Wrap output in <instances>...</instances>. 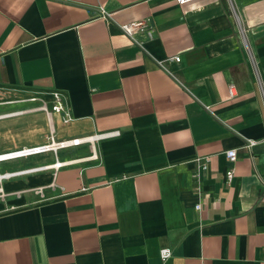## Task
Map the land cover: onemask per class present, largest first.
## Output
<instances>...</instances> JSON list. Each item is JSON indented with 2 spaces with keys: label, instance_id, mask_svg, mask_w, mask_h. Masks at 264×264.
I'll use <instances>...</instances> for the list:
<instances>
[{
  "label": "crops",
  "instance_id": "obj_1",
  "mask_svg": "<svg viewBox=\"0 0 264 264\" xmlns=\"http://www.w3.org/2000/svg\"><path fill=\"white\" fill-rule=\"evenodd\" d=\"M1 106L0 155L120 135L0 161V264H264V0H0Z\"/></svg>",
  "mask_w": 264,
  "mask_h": 264
},
{
  "label": "built area",
  "instance_id": "obj_2",
  "mask_svg": "<svg viewBox=\"0 0 264 264\" xmlns=\"http://www.w3.org/2000/svg\"><path fill=\"white\" fill-rule=\"evenodd\" d=\"M193 1H195V0H176V2L179 5H185V4L191 3ZM100 11H101V17L103 19L107 20L112 16V14L108 13L106 10H104V8H100ZM119 28L134 43L138 42L136 40V36L140 33H147L150 36H152V34H153L152 29H150L148 27V21H145V20L144 21H136V22H132V23H128V24H122V25H119ZM180 61H181L180 56H174V57H169L163 61H160L158 64H159L160 68H162L167 73H172L171 70L169 69V64L172 62L180 63ZM230 92H231V95L233 96L234 95V86L233 85L230 86ZM60 97H61L60 94H58V93L54 94L55 103L52 106V111L54 113H63L64 114L63 121L65 123H68L71 120V116L67 111H65L63 104L60 101ZM45 108L47 109L48 115L51 116L52 112H49L47 106H45ZM119 135H120L119 131H114V132L97 134V135L82 138V139H69V140H64V141H58L56 143H55L54 137L52 136L50 143H47V144H44L41 146L32 147V148L22 149V150L15 151L12 153H7L6 155L15 157V158H11V159H19V158H24V157L54 152V151H57V150L63 149V148L79 146V145H82L84 143H94L95 140L112 138V137H116ZM256 143L257 142H255V141H248V143H246V145H245V148L250 151ZM54 144H56V145L54 146ZM226 156H227L228 160L230 161V163L234 164V163H236V161L238 159V150L237 149H230V150L226 151ZM209 160H210L209 158L198 159V162L200 164V168L202 170L208 169ZM59 166H61V164H59V163L56 164V167H59ZM234 173H235L234 168H231L227 172V182L228 183H230L232 181V179L234 177ZM11 176H12V174H6V175H3L2 177L0 176V182H2L5 178L11 177ZM197 188H198V192L200 193L201 188H200L199 184L197 185ZM5 196H6V193L4 192L2 185H0V197L4 198ZM196 210L201 211L202 205H197ZM172 254L173 253H172V250L170 248H163L160 251V257H161L162 261H166L167 259H169L172 256Z\"/></svg>",
  "mask_w": 264,
  "mask_h": 264
},
{
  "label": "rangeland",
  "instance_id": "obj_3",
  "mask_svg": "<svg viewBox=\"0 0 264 264\" xmlns=\"http://www.w3.org/2000/svg\"><path fill=\"white\" fill-rule=\"evenodd\" d=\"M22 98V97H21ZM40 101H42V99H39ZM42 107H45L46 104L42 101ZM14 110H18V109H9L6 106H1L0 107V115L3 114H7L9 112H14ZM49 112H52V115L54 114V112L52 111V106L48 107ZM44 113L47 114L48 113L46 111H43ZM2 123V121L0 122ZM17 134V127H14V125L12 124H6L5 126L0 125V139L4 140L5 139V143H10V142H14L17 143L19 141V137L16 135ZM22 135V134H20ZM52 136V134H51Z\"/></svg>",
  "mask_w": 264,
  "mask_h": 264
},
{
  "label": "bare ground",
  "instance_id": "obj_4",
  "mask_svg": "<svg viewBox=\"0 0 264 264\" xmlns=\"http://www.w3.org/2000/svg\"><path fill=\"white\" fill-rule=\"evenodd\" d=\"M56 144H54L55 146ZM15 152V151H14ZM12 153V152H11ZM7 154V153H6ZM6 154H3V155H0V161L1 160H8V159H11V158H15L14 156H7ZM17 157V156H16Z\"/></svg>",
  "mask_w": 264,
  "mask_h": 264
}]
</instances>
